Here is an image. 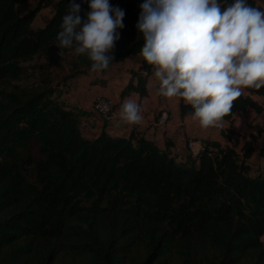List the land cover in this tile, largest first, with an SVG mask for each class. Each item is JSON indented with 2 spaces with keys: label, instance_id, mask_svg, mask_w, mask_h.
Here are the masks:
<instances>
[{
  "label": "trees",
  "instance_id": "16d2710c",
  "mask_svg": "<svg viewBox=\"0 0 264 264\" xmlns=\"http://www.w3.org/2000/svg\"><path fill=\"white\" fill-rule=\"evenodd\" d=\"M20 1L0 0V264H264V147L259 175L248 174L258 138L209 141L182 165L144 137H84L53 79L19 84L37 57L61 66L52 43L69 0H37L19 14ZM141 3H114L125 15L110 65L140 56L123 94L144 97L152 66L140 55ZM46 8L51 17L34 28ZM246 91L223 120L264 112L255 99L264 87ZM179 109L189 116L190 105Z\"/></svg>",
  "mask_w": 264,
  "mask_h": 264
},
{
  "label": "clouds",
  "instance_id": "9594fccd",
  "mask_svg": "<svg viewBox=\"0 0 264 264\" xmlns=\"http://www.w3.org/2000/svg\"><path fill=\"white\" fill-rule=\"evenodd\" d=\"M69 0L53 45L86 56L90 71L109 67L124 27V9L110 0ZM136 29L140 55L152 66L159 95L190 105L202 129L223 127V118L246 89L264 87V8L249 0H142ZM118 122L139 123L141 104L127 97Z\"/></svg>",
  "mask_w": 264,
  "mask_h": 264
},
{
  "label": "crops",
  "instance_id": "0c3cea01",
  "mask_svg": "<svg viewBox=\"0 0 264 264\" xmlns=\"http://www.w3.org/2000/svg\"><path fill=\"white\" fill-rule=\"evenodd\" d=\"M257 1L261 8H264V3L261 0ZM36 18L33 23L34 28H41L46 24L47 20L42 25L35 26ZM140 61V56H132L122 62L114 63L100 72L88 70L85 73L78 74L60 84L54 85L56 91L53 96L66 109L78 114L80 129L86 138H96L103 132L112 137L129 138L132 135L144 137L155 143L178 164H193L194 160L190 157L187 148L188 139L203 138L210 133L214 134L216 132L215 127L202 129L190 116H181L179 99H169L159 95L156 91L158 81L153 74L148 79V94L146 96L141 97L135 91L123 94L132 79L133 72H140ZM247 93L245 90L244 94ZM97 96L114 100L116 117L113 121H105L93 112L92 106ZM127 97L134 98L141 104L143 118L137 124L128 125L122 121L118 122L120 105ZM255 99L261 104L264 102L263 97L256 96ZM249 112L257 114L252 110H248L236 118L244 117ZM163 114L168 117L166 123H160ZM223 121L224 128H231L230 126L233 127L235 123V121L233 123ZM213 141L219 140L213 139Z\"/></svg>",
  "mask_w": 264,
  "mask_h": 264
},
{
  "label": "rangeland",
  "instance_id": "374dc122",
  "mask_svg": "<svg viewBox=\"0 0 264 264\" xmlns=\"http://www.w3.org/2000/svg\"><path fill=\"white\" fill-rule=\"evenodd\" d=\"M138 2L139 0H110V4L116 2ZM264 3V0H261ZM37 4V0H21L17 5L19 14L33 9ZM53 12L52 8L43 9L37 16L35 26L42 25ZM59 52V49L57 50ZM60 67L49 65L48 61L43 57H37L30 65L39 66L36 70L22 79L19 84L22 86L35 85L40 77H49L53 79V86L64 82L71 75L82 74L89 68L84 63V59H88L84 55H77L71 50H65L64 55L59 56ZM89 60V59H88ZM34 67V66H33ZM227 125V124H225ZM231 128H215L214 134H208L203 137L207 142L218 139L224 146L233 145L235 140L245 141L253 139L256 136L258 139L254 141L256 146V154L249 161L250 171L249 176L257 177L260 173L263 159H261V151L264 147V112L255 114L249 112L244 117L236 118L234 126Z\"/></svg>",
  "mask_w": 264,
  "mask_h": 264
},
{
  "label": "built area",
  "instance_id": "2783aa9c",
  "mask_svg": "<svg viewBox=\"0 0 264 264\" xmlns=\"http://www.w3.org/2000/svg\"><path fill=\"white\" fill-rule=\"evenodd\" d=\"M116 104L114 100L103 97L97 96L94 100L92 110L96 113L99 117H101L105 121H113L116 117ZM168 121V117L163 114L160 123H166ZM187 148L189 151L190 157L195 161L198 162L200 156L203 152L207 149V142L203 138H190L187 141Z\"/></svg>",
  "mask_w": 264,
  "mask_h": 264
}]
</instances>
